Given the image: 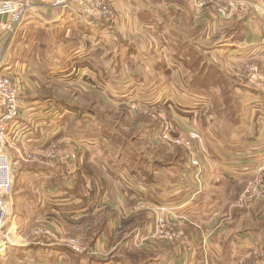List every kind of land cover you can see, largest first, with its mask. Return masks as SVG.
I'll return each instance as SVG.
<instances>
[{"label":"crops","instance_id":"obj_1","mask_svg":"<svg viewBox=\"0 0 264 264\" xmlns=\"http://www.w3.org/2000/svg\"><path fill=\"white\" fill-rule=\"evenodd\" d=\"M109 1L119 8L116 37L126 38L136 45L134 50L129 43H119L120 49L112 53L113 62L106 68L105 76L122 85L123 97L101 95V87L107 80L100 72L97 43L101 40L116 44L109 38L111 30L105 24L80 20L70 10L47 9L28 15L14 34L0 31V44H9L5 69L21 80V122L27 124L7 149L14 169V184L16 166L31 162L33 166L17 174L22 172L23 180L36 192L33 190L34 196L21 193L26 200L29 197L31 203L28 204L34 211L21 225L15 218L11 219L10 227L6 228L10 242L4 236L0 241V264H89L87 257L81 254L103 259L118 246L158 253L155 256L150 251L153 254L143 256L139 264H251L254 256L261 254L264 264V221L261 218L264 214L260 220L255 210L244 215L239 208L233 209L231 204L236 199V190L235 193L221 190L225 181L231 188L246 186L264 166V121L261 119L264 110L255 105L246 109L247 118L235 134L244 132L248 137L234 135L223 145V141L203 132L194 116L197 111L191 109L194 105L174 104V98L169 97L174 94L167 89L169 83L171 88L181 85V96L197 103L190 98L193 92L187 90L177 68L183 63L177 54L185 55V47L172 51L167 47L171 37H179L201 51L209 49L196 32H204L199 29L201 24H195L198 21L196 6L201 0H187L190 9L175 1L160 0L155 6L151 0ZM165 7L168 13L162 9ZM180 13L186 14V18L179 20ZM211 14L203 10L202 18L197 19L204 21ZM170 16L174 23L169 21ZM186 21L188 31L178 26ZM239 37L243 39L234 44L218 36V45H212L214 52L239 60L264 54V19L255 16L247 27L244 25ZM148 47L158 50L164 64L155 65V68L151 65V68L163 71L167 68L171 75L165 84L160 72L152 75L151 68H146V73L136 71V65L144 67L149 63L145 59L152 51L142 50ZM123 50L129 54V61L124 65L134 68H130L131 73L126 72L122 80L116 77L114 57L119 59ZM173 55L180 61L176 67L168 63L174 60ZM84 91L91 93L92 99L95 97V107L79 100L78 95L83 96ZM100 99L124 105L126 111L122 117L126 122L142 120L147 115L145 107L149 99L154 107L168 109L177 124L196 130L206 166L205 187L201 191L196 187L188 161L184 165L182 161L162 163L156 155L155 160L147 157L146 135L149 132L156 137L158 125L153 130L152 124L145 121L139 135L129 136L99 113ZM263 102L256 105L263 106ZM189 118L190 126L185 123ZM256 122L260 124L259 129L253 128ZM171 125L175 133V125L172 122ZM251 133L257 135L250 136ZM52 150L58 155L54 159L46 158ZM27 153L35 156L38 162H26ZM44 159L48 162L43 164L40 160ZM139 198L152 205L171 206L184 217L182 226L191 237L192 247L185 250L165 241H145L137 245L136 230L146 234L153 224L151 211L133 210ZM10 201L13 213V192ZM32 223L54 227L63 238L78 234L90 252L76 253L61 242L50 245L43 240L33 241L29 237ZM93 233L97 236L92 238ZM109 262L115 264L116 261L107 259V264Z\"/></svg>","mask_w":264,"mask_h":264},{"label":"rangeland","instance_id":"obj_2","mask_svg":"<svg viewBox=\"0 0 264 264\" xmlns=\"http://www.w3.org/2000/svg\"><path fill=\"white\" fill-rule=\"evenodd\" d=\"M19 1H22V0H19ZM29 1H32L36 4H39L40 8H41L40 11H42V10L44 11L47 9H50V10L51 9H62V7H60V6H52V2H54L56 0H51L49 2H43L42 1L43 3L42 2L38 3V2H35L34 0H29ZM107 1L112 5V8L115 11H117V12L119 11L118 7H114L113 2H111L109 0H107ZM162 1H164V2L175 1V3H177V4L184 3L185 6L187 7V9L191 8V7H189V4H187L188 3L187 0H177V1L176 0H162ZM151 2L155 6L156 3L159 5V2H161V1L160 0H151ZM157 7L159 8L160 6H157ZM196 8H197L196 20H198V21L195 24L198 23V25L201 24L204 27L203 28L202 26L199 25V29H201L204 32H201L200 30H196V32L199 35V38L202 39V41L206 43V45L209 49L202 48V51H201L200 48H198V46L196 48L193 47L197 51V53H199V55L202 57L201 62H199L198 60H196L195 58H193L190 55L187 57L189 59L188 61H190V62L188 64H183L182 62L177 60V58H176L177 56L173 55L174 60H172L170 62L168 61V63H169V65H173V67H176L177 63L180 62L181 65L177 66V68L180 71V75H181L180 79H182V81L185 82L187 90L189 92L190 91L193 92V94L192 93L190 94L191 95L190 98H193L195 101H197V103L194 102L193 100H187L186 101V99H184L181 96V94H180V91L182 89L181 85H179V86L175 85V87L171 88V86H170L171 83H169L168 84L169 87L167 86V89H169V93L174 94V95L169 96V97H171V99L174 98V104L176 103L177 105H179L182 103H186L189 105H194V107H192L191 109L197 111L194 114V116L196 117V120H198L199 123L202 125L201 128H202L203 132L205 134H212L214 137L218 138L221 142L223 141V145H224V142H228L229 139H231V137L234 135L238 136L239 138H242L243 135L245 137H248L244 134V132L235 134L237 131H240L239 126L244 121V119L246 120V118H247L245 116V113H244V111L246 109H250L251 106L255 105V106H261L260 108L264 110V102H263V106L262 105H256L257 103H260L264 100V54H261L258 57H256V56L255 57H253V56L252 57H245L242 60L231 59L230 57H226L224 55L223 56L218 55L217 52H214V49L212 46V45H218V43H219V39H217L218 36L222 35V38H227L229 41H232V43L239 44V27H237L236 31H234V32H231V29H232V27L235 29V23L239 24V20H241V19L236 17V18H233V19L227 21V20H224L223 18L219 17L216 14V12H214L212 9L206 8L209 12L212 13L211 17H209V19H205L204 21H201L202 19L201 20H199V19L202 18L201 12L204 9H200L198 7V4H197ZM154 9H156V8L154 7ZM162 9L165 11V13H168L167 7L162 8ZM186 14L180 13L178 15V19L180 20L181 18H186ZM187 16H188V14H187ZM197 18H199V19H197ZM169 21H172L173 23L175 22V21H173L171 16L169 17ZM187 24H188V21L184 22L183 25L180 24L178 26L181 29L188 31L187 30V28H188ZM243 24L247 27L248 22L243 21ZM155 27L157 30L158 29L157 25ZM242 30H244V28ZM191 31H194L193 28L191 29ZM115 32H116V30L115 31L111 30L110 33L112 34V36H109V38H111L112 41H115L116 44H110L107 41L102 42L101 40L100 41L98 40V43H97V47L99 48V52H96V53L100 54L99 65H101V68H102L100 70V72L102 73V75H104L103 78L105 80H107L103 83V85L101 87V90H103V91H101V95H102V93L103 94H110V95L115 94L117 97H121V95L123 97L124 94L122 91V85L117 84V82H115L113 80L110 81L109 78H111V77L105 76L106 73H108V70L106 68L108 66H111V64L113 62L112 53H114V52H116V50L120 49V46L118 45L119 43L125 44V45H127L129 43L135 47L134 50H136V45L133 42L132 43L128 42V39H126V38H117L115 35ZM114 36L116 38H114ZM240 39H243V38H240ZM175 40H176V43H175ZM183 42H184V39H181L179 37H171L168 41L167 49L169 51H172L175 49L178 50L180 48L181 43H183ZM90 43H92L91 45H93L94 41H92ZM142 50L145 52H151L152 51L150 49V47H148V49L145 48ZM124 53H126V51L123 50V54ZM158 53H159L158 50L155 48L151 52L150 55H147L150 57H147L145 59L147 61V63L149 62L146 65L147 67L146 66L142 67V66L136 65L135 66L136 71H142L143 70L146 73L147 71L145 69L151 68V65H153L152 66L153 68L156 67L155 65H164L163 62H161L162 60H161V57ZM202 53H204L205 56ZM186 54L187 53H185V55ZM124 56H125V54L123 56L121 55V57H119V59H116L114 57V59L116 61L115 63L117 66L118 65H124V63L129 61L128 58H126ZM197 57H198V55H197ZM157 59L160 61H158ZM122 62H123V64H122ZM196 62H197V64H196ZM194 64H196L195 68L186 67V65H194ZM202 65H207V68L205 69L206 72L210 71L205 76L206 81H203V82L197 81V83H198L197 85L192 84V81H193L192 78H193L194 74L196 73V71L200 70V67ZM210 65L215 66V68H212ZM125 66H126L125 70H123V68H122V72L119 75H116L117 79L122 78V80H123L124 74H126V72H130V70H131L130 68H134L133 65H125ZM151 69H149V71L153 72L152 75H154L155 72H160V74L164 75L165 78H164L163 84H165L166 82H168L170 80L171 75H169V71L167 68H165L164 71L163 70H157V69L151 70ZM181 73H183V74H181ZM252 74H254V76H252ZM184 75H185V77H184ZM175 84H177V83L175 82ZM160 86H162V84H160ZM162 87H164V86H162ZM250 95H255V96H257V98L256 99H250L249 98ZM78 96H80L78 98L83 103H87V104L93 105L95 107V103H94L95 97L92 99L91 93L85 92L83 94V96H82V94H79ZM149 97L150 96H148V98ZM259 97H260L259 101L257 103H255V101H257ZM101 99H100V102H98L99 106H100L98 108L99 113L102 116H104L106 119L110 120L113 124L117 125L121 129L126 131V133L129 136L139 135V132L141 131L142 126H144V123H146L145 121H148L149 123L152 124L153 130H154V127L158 125L159 128L157 130V133H155L156 137L152 133L148 134L149 133L148 132L146 135L147 141H145V142L143 141L144 145H146V148L148 149V153L146 152V155L148 158H150L151 160L152 159L155 160L156 159L155 155H156L157 159L162 161V163H168L171 161H180V162L182 161L183 165L186 164V161H188V152L183 147L176 146V145H169L165 142H162V140L159 139V137H158L159 132L162 130V127H164L165 120L163 117H166L167 120L170 121V123L172 122L175 125L174 126L175 133L173 132V130L171 131L175 135L189 134V133L192 134L194 131L190 127H187V126L183 127V126L177 124L176 121L170 116V112L168 111V109L162 107L163 109H159V111H156L153 109L152 104H150V101L148 99L146 101L147 103H146V107H145V109L147 110V112H145V114H147V115L144 114L145 116L143 118H141L142 120H140V121L133 120V122H126L127 120L122 117L123 111H126L124 108V105L118 104V103H116V105H114L111 102L105 103ZM90 102H93V103H90ZM87 104H85V105H87ZM253 109L258 111L257 107H253ZM190 118H191V116H190ZM190 118L187 119V121H185V123L187 125H189V123H191ZM191 119H193V118H191ZM259 119H260V117H259ZM261 119H262V121H264V117H262ZM261 119H260V121H261ZM263 125H264V123H263ZM250 126H252V124H250ZM254 126L258 127V126H260V124L259 123L257 124V122H256L253 125V128H254ZM126 128H128L129 130H126ZM177 128H178V130H177ZM172 129H173V127H172ZM258 129H259V127H258ZM254 135H257V134H253V133L250 134V136H254ZM196 139L198 140V142H200V139H198L197 137H196ZM222 139H224V140H222ZM232 141H235V140H232ZM196 147L199 149V152L203 154L202 150L200 149V143H198L196 145ZM46 160H48V159L40 160V162L44 164V163L48 162ZM25 161L26 162L27 161L38 162V160L36 161V160H34V158H32V159H29V158L26 159L25 158ZM31 166H33V164H31V162H28V163L21 162L19 165L16 166L15 172H14L15 173V184H14V189H13V197L15 200V202H14L15 204L13 207V213H12L11 219L15 218L17 223H19L20 225H21V223H24L25 220H27L26 216L31 215L34 211L33 209L30 208V206L28 204V203H31V200L28 199L29 197H26L27 198V200H26L24 197L21 196V193L34 196V194H33L34 189L30 184H28L27 182H25L23 180V178H22L23 173L22 172L19 175L17 173L19 170L23 171L24 168H26V167L28 168ZM261 168H262V172H263V176H264V166H261ZM246 186H247V184H246ZM246 186L240 185L239 189L231 188L227 185V183L225 181V182H222L221 190L223 192H234L236 190L235 191L236 192V199L234 198V201L231 204L232 208L233 209L239 208V210L242 211L243 214L245 213L244 215H248V213L250 214V211L255 210L257 215L259 216V219H260V217L264 214V199L262 201H260L259 203H252L250 205H249V203H247L244 205H240V198H241L242 194L244 193ZM34 193H36L35 190H34ZM238 200H239V206L237 204ZM233 216H234V214L232 212L231 219ZM261 218H263V221H264V216ZM11 219H10V222L8 223V225L6 226L7 228L10 227V224L12 221ZM33 223H35V221H33ZM39 225L46 226L45 224H41V223L33 224L32 227H30V236L28 235L30 237V239H32L33 241H38V242L43 240V242L45 244L56 245L58 243V241L49 240L47 238L48 236H45L43 234H41V235H34L33 234V228H35ZM187 235L189 236L188 233H187ZM3 236H4V234L1 235V233H0V241H1V239H3ZM73 236H80V235L72 234L68 237L63 238L59 234V240L65 241L63 239H68V238L73 237ZM95 236H97V234H95V233H93L91 235L92 238ZM189 238L191 240L190 236H189ZM19 239H24V238L20 237ZM14 241L16 242L15 239H14ZM15 242H13V243H15ZM191 242H192V240H191ZM150 251H153V250H150ZM150 251H134L132 249H127L125 247L118 246L117 249L112 251L107 257H105L103 259L94 258V260L96 262L95 261H93V262H94V264H107V259H109V260L113 259V261H116L115 264H139V262H141V259L143 256L150 257L153 254V252L155 253V254H153L155 256L158 254L155 251H153V252H150ZM260 253H261V250H260ZM253 256H254V252H253ZM257 261H260V263H262V254L254 256V261H253V263L251 262V264H256ZM109 264H110V262H109Z\"/></svg>","mask_w":264,"mask_h":264},{"label":"built area","instance_id":"obj_3","mask_svg":"<svg viewBox=\"0 0 264 264\" xmlns=\"http://www.w3.org/2000/svg\"><path fill=\"white\" fill-rule=\"evenodd\" d=\"M200 9L208 11L212 9L224 20L239 18L249 22L255 16L264 19V0H201L198 3ZM52 6H60L70 10L78 19L83 21H98L105 24L110 30L115 31L120 16L107 0H56ZM40 5L29 0H0V31L14 34L22 26L27 16L38 13ZM203 12V11H202ZM209 12V11H208ZM9 44H0V233L5 240L10 242L6 226L10 222L12 209L10 196L13 192L14 177L13 165L7 149L12 144V139L26 129L27 124L21 122L23 104L21 101V80L5 67ZM254 76V74H252ZM153 109L159 111L152 105ZM148 109V108H147ZM145 112L147 110L145 109ZM154 112V111H153ZM152 113V112H151ZM164 127L159 132V139L169 145L183 147L188 152L190 172L192 171L194 182L199 191L205 187L206 166L204 165L198 144L199 134L196 130L192 134H172V125L166 117ZM58 153L55 150L47 153L48 159H54ZM66 158L65 155H63ZM26 159L36 158L31 153L26 154ZM264 199V176L262 168L256 173L246 186L240 198V205L259 203ZM133 210L146 209L153 213V224L146 234L136 230L137 245L145 241H165L180 245L183 249L191 248L192 243L182 224L184 217L177 214L171 206L165 204L152 205L143 198L137 199ZM239 206V200H238ZM6 227V228H5ZM34 235L48 236L49 240L65 243L76 253L90 252L81 236H73L65 241L59 240L58 231L49 225L33 228ZM93 252V251H92ZM256 264H262L257 261Z\"/></svg>","mask_w":264,"mask_h":264},{"label":"trees","instance_id":"obj_4","mask_svg":"<svg viewBox=\"0 0 264 264\" xmlns=\"http://www.w3.org/2000/svg\"><path fill=\"white\" fill-rule=\"evenodd\" d=\"M237 27H239V32L244 28V24H243V21L242 20H239V24L238 23H235V29L232 27L231 32L236 31V28ZM239 40H241L240 37H239ZM184 47H185V50L184 51L186 53L188 52V54L182 55V52H179V54H177L178 58L180 60H182L184 64H188L190 62V61H188L189 59L187 58L190 55L193 58H195L196 60H198L199 62H201L202 57L199 55V53H197V51L193 48V46L191 44H189V43H187V42L184 41L183 43H181L180 48H184ZM124 54H125L124 57H126V58L129 59L128 52L127 53H124ZM124 54L123 53L122 54L120 53L119 57H121V55L123 56ZM197 55H198V57H197ZM197 62H196V64H197ZM196 64H194V65H186V67L195 68L196 67ZM210 66L212 68H215V66H212V65H210ZM124 67H125V65H118L116 67L117 75H119L122 72V68L124 69ZM206 68H207V65H202L200 67V70L201 71L200 70L196 71V73L194 74V76L192 78L193 79L192 84H196L197 85L198 84L197 81H199V82L206 81L205 76L210 72V71L209 72H206L205 71ZM81 255L85 256V258L87 257V260H88L89 264H91L92 261L94 260L93 257L87 256L86 254H81Z\"/></svg>","mask_w":264,"mask_h":264}]
</instances>
